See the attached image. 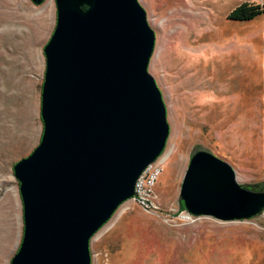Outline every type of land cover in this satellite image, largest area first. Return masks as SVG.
Returning a JSON list of instances; mask_svg holds the SVG:
<instances>
[{
  "label": "rangeland",
  "instance_id": "obj_1",
  "mask_svg": "<svg viewBox=\"0 0 264 264\" xmlns=\"http://www.w3.org/2000/svg\"><path fill=\"white\" fill-rule=\"evenodd\" d=\"M156 33L148 70L170 135L154 203L130 199L92 237V264H264V212L242 220L189 213L180 191L194 154L230 163L245 188L264 191V0H139ZM260 6L251 20L230 13ZM56 0H0V264L24 234L14 165L39 145L45 45Z\"/></svg>",
  "mask_w": 264,
  "mask_h": 264
},
{
  "label": "water",
  "instance_id": "obj_2",
  "mask_svg": "<svg viewBox=\"0 0 264 264\" xmlns=\"http://www.w3.org/2000/svg\"><path fill=\"white\" fill-rule=\"evenodd\" d=\"M56 5L44 48L43 135L14 165L24 234L11 264H92V237L133 199L170 135L162 92L148 70L156 33L139 0ZM180 197L189 213L220 220L264 212V191L243 187L232 165L207 151L192 156Z\"/></svg>",
  "mask_w": 264,
  "mask_h": 264
},
{
  "label": "built area",
  "instance_id": "obj_3",
  "mask_svg": "<svg viewBox=\"0 0 264 264\" xmlns=\"http://www.w3.org/2000/svg\"><path fill=\"white\" fill-rule=\"evenodd\" d=\"M160 161L150 164L140 175L135 185L133 200L144 206H152L154 203V187L163 167Z\"/></svg>",
  "mask_w": 264,
  "mask_h": 264
},
{
  "label": "trees",
  "instance_id": "obj_4",
  "mask_svg": "<svg viewBox=\"0 0 264 264\" xmlns=\"http://www.w3.org/2000/svg\"><path fill=\"white\" fill-rule=\"evenodd\" d=\"M260 13V6L243 3L230 13L229 19L234 21H246L253 19Z\"/></svg>",
  "mask_w": 264,
  "mask_h": 264
},
{
  "label": "bare ground",
  "instance_id": "obj_5",
  "mask_svg": "<svg viewBox=\"0 0 264 264\" xmlns=\"http://www.w3.org/2000/svg\"><path fill=\"white\" fill-rule=\"evenodd\" d=\"M157 159H158V158H157ZM156 161H157V160H156ZM156 161H155V162H156ZM153 163H154V162H153Z\"/></svg>",
  "mask_w": 264,
  "mask_h": 264
}]
</instances>
